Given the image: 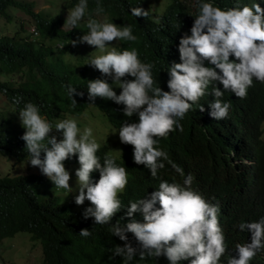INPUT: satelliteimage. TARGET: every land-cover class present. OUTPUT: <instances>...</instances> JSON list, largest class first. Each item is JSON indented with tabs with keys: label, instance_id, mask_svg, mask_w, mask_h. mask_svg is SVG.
Instances as JSON below:
<instances>
[{
	"label": "clouds",
	"instance_id": "1",
	"mask_svg": "<svg viewBox=\"0 0 264 264\" xmlns=\"http://www.w3.org/2000/svg\"><path fill=\"white\" fill-rule=\"evenodd\" d=\"M42 1L0 0V82L48 88L14 101L18 159L0 155V177L29 173V195L68 199L70 231L103 228L120 242L102 252L124 264H264L256 152L241 156L231 123L238 101L264 98V0ZM33 250L40 264L27 232L2 236L0 264Z\"/></svg>",
	"mask_w": 264,
	"mask_h": 264
},
{
	"label": "trees",
	"instance_id": "2",
	"mask_svg": "<svg viewBox=\"0 0 264 264\" xmlns=\"http://www.w3.org/2000/svg\"><path fill=\"white\" fill-rule=\"evenodd\" d=\"M6 64L12 59H5ZM29 76V75H28ZM2 78L8 80V75ZM0 92L8 102V107L0 109V155L11 159L16 157L15 100H30L35 103L45 101L47 86L41 85L38 75L29 79L0 82ZM264 120V98L248 97L238 101L233 111L232 125L238 129L234 137L240 138L238 145L241 156L252 157L256 152L255 177L261 183V191L255 207L264 218V136L260 123ZM7 146V147H6ZM126 157V151L123 152ZM207 161L208 157L204 156ZM214 159V158H212ZM130 170L133 168L130 166ZM30 179V180H29ZM31 178L29 173H7L0 177V237L9 236L17 230L27 232L41 248L40 264H94L101 255L108 256L111 264H124L121 257L103 253L104 246L116 245L120 240L101 227L88 226L91 235L83 237L73 234L66 225L74 214V204L62 196L46 195L43 202L35 195H29ZM46 193L50 191L45 187ZM236 192L246 199V186L236 187ZM250 208L251 204L249 205ZM79 238L78 243L74 242ZM64 240V241H63ZM68 241V242H67ZM249 264H259L250 261Z\"/></svg>",
	"mask_w": 264,
	"mask_h": 264
},
{
	"label": "rangeland",
	"instance_id": "3",
	"mask_svg": "<svg viewBox=\"0 0 264 264\" xmlns=\"http://www.w3.org/2000/svg\"><path fill=\"white\" fill-rule=\"evenodd\" d=\"M33 5L35 7V9H41V10H45L48 6V4L42 0H33ZM50 7V6H49ZM16 14H19L23 17L28 18V15L24 12H18ZM90 111V117L92 119V123L95 126V130L96 132H98L103 138L105 137L106 133L109 131L110 125L108 123V121L105 119V117L101 114V112L95 108V107H90L88 108ZM262 128H263V133H264V123L261 124ZM106 150L108 151V148H106ZM113 153H117L116 150L113 151ZM8 165L0 162V168L5 169ZM0 175H2V171L0 170ZM20 232H16L14 234V237L19 235ZM6 239H11V238H6ZM10 249V246L8 247ZM26 246L22 247L23 250H26ZM30 255L27 257V259H25L24 264H36L37 261L34 259L35 258V254H38V250H33L30 251ZM14 254V253H12ZM14 260V259H12ZM1 263L3 264H10V262L7 259H2Z\"/></svg>",
	"mask_w": 264,
	"mask_h": 264
}]
</instances>
